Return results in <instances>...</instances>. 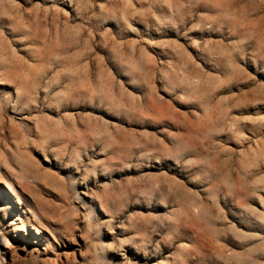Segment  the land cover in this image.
Listing matches in <instances>:
<instances>
[{
  "label": "rangeland",
  "instance_id": "374dc122",
  "mask_svg": "<svg viewBox=\"0 0 264 264\" xmlns=\"http://www.w3.org/2000/svg\"><path fill=\"white\" fill-rule=\"evenodd\" d=\"M0 264H264V0H0Z\"/></svg>",
  "mask_w": 264,
  "mask_h": 264
},
{
  "label": "bare ground",
  "instance_id": "6f19581e",
  "mask_svg": "<svg viewBox=\"0 0 264 264\" xmlns=\"http://www.w3.org/2000/svg\"><path fill=\"white\" fill-rule=\"evenodd\" d=\"M25 183V182H24ZM22 186H23V184H21ZM24 186H25V184H24ZM24 190V189H23Z\"/></svg>",
  "mask_w": 264,
  "mask_h": 264
}]
</instances>
